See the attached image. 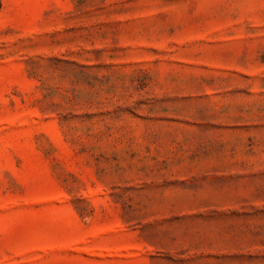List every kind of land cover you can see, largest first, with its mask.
Segmentation results:
<instances>
[{
	"label": "rangeland",
	"instance_id": "obj_1",
	"mask_svg": "<svg viewBox=\"0 0 264 264\" xmlns=\"http://www.w3.org/2000/svg\"><path fill=\"white\" fill-rule=\"evenodd\" d=\"M0 264H264V0H0Z\"/></svg>",
	"mask_w": 264,
	"mask_h": 264
}]
</instances>
